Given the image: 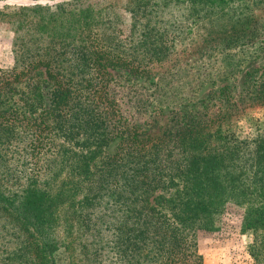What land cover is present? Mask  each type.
<instances>
[{
	"label": "trees",
	"instance_id": "16d2710c",
	"mask_svg": "<svg viewBox=\"0 0 264 264\" xmlns=\"http://www.w3.org/2000/svg\"><path fill=\"white\" fill-rule=\"evenodd\" d=\"M61 1L0 11L14 34L0 70V264H203L198 233L231 214L264 264V128L241 138L233 121L264 110V66L230 83L264 34V0H126L125 38L109 30L116 5ZM183 35L217 59L222 86L162 102L174 108L150 135L123 115L110 70L155 79L159 99L195 92L205 81L154 71Z\"/></svg>",
	"mask_w": 264,
	"mask_h": 264
},
{
	"label": "rangeland",
	"instance_id": "374dc122",
	"mask_svg": "<svg viewBox=\"0 0 264 264\" xmlns=\"http://www.w3.org/2000/svg\"><path fill=\"white\" fill-rule=\"evenodd\" d=\"M59 2L62 1L8 0L0 2V11L38 4H47L53 8ZM82 3L97 9L111 4L116 5L114 10L117 14L108 18L111 23L109 30L115 31L119 28L121 30L118 33L120 38H125L129 34L131 17L124 9L126 0H86ZM13 40L14 34L10 26L5 22H0V70H10L14 66ZM175 42L173 50L177 51L178 54L173 55L162 67H157L154 71L168 78L169 74L177 73L176 78L170 80L173 86L181 84L182 80H187V76L190 80L193 79L192 76H196L198 82L205 81L195 92H192L191 88L188 90L184 87L178 97L169 91L159 99L154 95L155 85L152 82L155 79H134L130 78L124 71L110 70L112 77L109 90L114 94L123 115H131L130 117L144 129L146 128L150 135L160 134L161 127L166 122V116L174 108L172 104L163 103L170 101L174 104H184L185 100L192 95L195 96L196 100H199L208 96L209 93H217V89L222 86L218 77L220 66L217 59L212 58L208 53H203L202 41L199 40L196 45H193L190 37L183 35L180 41L175 40ZM246 55L248 56L246 57L248 63L242 67L240 73L230 79V83L238 88L244 81L245 72H252L257 69L252 76L257 77L261 74L260 69L264 66V34L246 48ZM248 60L253 61L249 62ZM208 76L213 81H217V85L210 84ZM193 85L196 86L195 83ZM178 91L176 90V92ZM158 108H161L163 112H159ZM152 120L155 122L152 123L153 125L151 124ZM233 121L235 122L234 130L239 136L251 139L264 128V110L259 107L247 108ZM148 123L151 125L147 126ZM113 150L114 143L106 148L105 155L112 154ZM12 165L9 166V169L13 168ZM223 223L222 228L217 231L198 233V252L202 257L203 264H254L248 252L251 239L248 235L241 233L240 218L233 214L227 215L223 217ZM1 232L2 229L0 228V234ZM74 233L76 235L73 236H78L77 232ZM84 236H92V233L89 235L82 234L80 237L84 238Z\"/></svg>",
	"mask_w": 264,
	"mask_h": 264
}]
</instances>
